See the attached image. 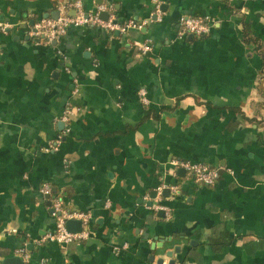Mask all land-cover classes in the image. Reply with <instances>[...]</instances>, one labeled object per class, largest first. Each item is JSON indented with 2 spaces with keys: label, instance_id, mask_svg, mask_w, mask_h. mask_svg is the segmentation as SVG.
I'll list each match as a JSON object with an SVG mask.
<instances>
[{
  "label": "crops",
  "instance_id": "0c3cea01",
  "mask_svg": "<svg viewBox=\"0 0 264 264\" xmlns=\"http://www.w3.org/2000/svg\"><path fill=\"white\" fill-rule=\"evenodd\" d=\"M74 1L0 0V264L19 251L29 264H170L177 247L176 264H264V0H81L144 26L29 36ZM186 17L209 35L182 34ZM175 161L221 177L199 185ZM44 184L91 215L88 240L39 243L57 224ZM163 186L178 187L162 195L170 218L150 207Z\"/></svg>",
  "mask_w": 264,
  "mask_h": 264
},
{
  "label": "built area",
  "instance_id": "2783aa9c",
  "mask_svg": "<svg viewBox=\"0 0 264 264\" xmlns=\"http://www.w3.org/2000/svg\"><path fill=\"white\" fill-rule=\"evenodd\" d=\"M73 12L74 14H70ZM108 13L107 20L102 18V14ZM163 10L160 3L155 4V16L158 21L163 20ZM97 27L109 33H127L130 29H142L143 24L129 21L128 23H120L114 15L109 13L107 5H100L93 13H87L84 9V4L81 0H76L72 3L63 4L58 8V17L56 19L47 18L34 23L29 30L31 38L39 39L47 44L57 43L65 38L69 31L74 28ZM10 28L9 25L0 23V30L6 32ZM181 32L184 35L206 36L210 33V25L208 20L197 17L182 18L180 22ZM143 54L151 51L149 46L140 48ZM141 102L144 105H149L147 93L145 90L139 92ZM74 115L73 110L67 109L61 118V122L66 126L65 131L57 139L55 148L62 142L63 135L71 132L70 122ZM174 166L186 172L191 179L206 187L215 186L220 177L221 169L212 168L209 165L191 163L185 161H175ZM165 187L159 188L157 191V199H155L152 209L157 212H164L170 218L169 209L163 205V192ZM173 193H177L178 187H171ZM40 193L51 200V210L53 216L56 218L57 224L54 232L48 233L43 237L39 243H50L59 246H68L74 242H83L91 237V221L92 217L89 213L69 210L65 205L62 197L53 194V188L49 184H44ZM109 204V203H108ZM107 204V206H109ZM69 221H81L82 231L80 233H73L68 231L67 223ZM18 255L22 258L24 264H29V255L25 251H19Z\"/></svg>",
  "mask_w": 264,
  "mask_h": 264
},
{
  "label": "water",
  "instance_id": "95a60500",
  "mask_svg": "<svg viewBox=\"0 0 264 264\" xmlns=\"http://www.w3.org/2000/svg\"><path fill=\"white\" fill-rule=\"evenodd\" d=\"M102 18H104L106 20L108 18V13L102 14ZM179 175L184 177L186 174L184 171H180ZM156 196H157V193L155 192L153 197H152V200H154L156 198ZM163 196L165 198H169L170 197V190L166 189L163 193ZM152 206H153V201L150 203V207H152ZM160 214H161V216H164L163 213H160ZM67 229H68V231L73 232V233H80L82 231V222L81 221H69L67 223ZM180 253H181V248L177 247L174 250V252H169L167 254V257L172 260L170 262V264H176V261L173 260V256H174V254H180ZM163 262H164L163 259H161L159 261L160 264H163ZM2 264H24V262H23L21 257H9V258L4 259L2 261Z\"/></svg>",
  "mask_w": 264,
  "mask_h": 264
},
{
  "label": "trees",
  "instance_id": "16d2710c",
  "mask_svg": "<svg viewBox=\"0 0 264 264\" xmlns=\"http://www.w3.org/2000/svg\"><path fill=\"white\" fill-rule=\"evenodd\" d=\"M208 35H206V36H198L199 38H205V37H207ZM53 194L55 195V193H54V191H53Z\"/></svg>",
  "mask_w": 264,
  "mask_h": 264
}]
</instances>
